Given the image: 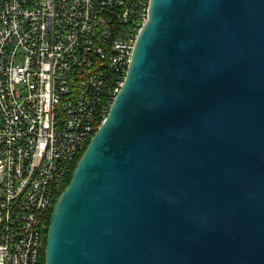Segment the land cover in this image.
Wrapping results in <instances>:
<instances>
[{
    "label": "water",
    "instance_id": "1",
    "mask_svg": "<svg viewBox=\"0 0 264 264\" xmlns=\"http://www.w3.org/2000/svg\"><path fill=\"white\" fill-rule=\"evenodd\" d=\"M44 253V264H264V0H150Z\"/></svg>",
    "mask_w": 264,
    "mask_h": 264
},
{
    "label": "built area",
    "instance_id": "2",
    "mask_svg": "<svg viewBox=\"0 0 264 264\" xmlns=\"http://www.w3.org/2000/svg\"><path fill=\"white\" fill-rule=\"evenodd\" d=\"M149 4L0 0V264H40L54 196L123 84Z\"/></svg>",
    "mask_w": 264,
    "mask_h": 264
},
{
    "label": "rangeland",
    "instance_id": "3",
    "mask_svg": "<svg viewBox=\"0 0 264 264\" xmlns=\"http://www.w3.org/2000/svg\"><path fill=\"white\" fill-rule=\"evenodd\" d=\"M71 172H72V169L70 170V172L68 173V178L70 177V175H71ZM68 180V179H67ZM60 194V193H59ZM58 197V194H56L55 196H54V199H53V205H54V201H55V199ZM46 224H48V223H46ZM46 239H47V231L46 230H44L43 231V234H42V242H43V248L42 249H44V247H45V245H46ZM45 250V249H44ZM43 250V251H44ZM43 253V252H42ZM42 253H41V255H40V264H43V259H42Z\"/></svg>",
    "mask_w": 264,
    "mask_h": 264
},
{
    "label": "trees",
    "instance_id": "4",
    "mask_svg": "<svg viewBox=\"0 0 264 264\" xmlns=\"http://www.w3.org/2000/svg\"><path fill=\"white\" fill-rule=\"evenodd\" d=\"M78 159H79V158H78ZM78 159L75 160V162H74V167H75V165H76ZM74 167H73V169H74ZM72 172H73V170H72ZM72 172H71V175H72ZM71 175H70V177L68 178V180H67L66 184L64 185V187H65V186L67 185V183L69 182V180H70V178H71ZM64 187H63V188H64ZM62 190H63V189H62ZM51 211H52V210H51ZM51 211L48 213V217H47V223H48V224H49V221H50ZM44 251H45V250H44ZM44 251H43V253H42L43 264H44V261H45V253H44Z\"/></svg>",
    "mask_w": 264,
    "mask_h": 264
}]
</instances>
